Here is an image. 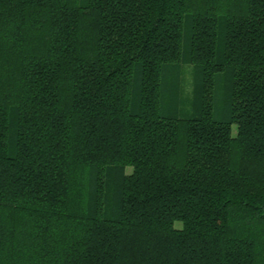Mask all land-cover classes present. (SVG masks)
<instances>
[{
	"label": "trees",
	"instance_id": "16d2710c",
	"mask_svg": "<svg viewBox=\"0 0 264 264\" xmlns=\"http://www.w3.org/2000/svg\"><path fill=\"white\" fill-rule=\"evenodd\" d=\"M0 264H264V0H0Z\"/></svg>",
	"mask_w": 264,
	"mask_h": 264
},
{
	"label": "rangeland",
	"instance_id": "374dc122",
	"mask_svg": "<svg viewBox=\"0 0 264 264\" xmlns=\"http://www.w3.org/2000/svg\"><path fill=\"white\" fill-rule=\"evenodd\" d=\"M185 80L183 81V87H184V92L186 97L193 98V85H192V78H191V69L190 67H185ZM223 98V97H222ZM221 98L220 93L216 95V107H215V116L218 119H222L225 113V105L223 103V100ZM168 106H170V95L167 97H164L163 100V105H162V111H164ZM235 133V132H234ZM11 153H14L13 147L11 148ZM132 171L131 168H128V172L130 173Z\"/></svg>",
	"mask_w": 264,
	"mask_h": 264
}]
</instances>
